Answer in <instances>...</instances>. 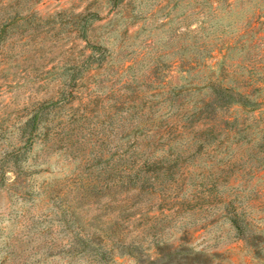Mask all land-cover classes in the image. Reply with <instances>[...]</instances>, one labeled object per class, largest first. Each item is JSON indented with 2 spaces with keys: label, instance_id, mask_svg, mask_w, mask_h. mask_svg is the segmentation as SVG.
<instances>
[{
  "label": "rangeland",
  "instance_id": "374dc122",
  "mask_svg": "<svg viewBox=\"0 0 264 264\" xmlns=\"http://www.w3.org/2000/svg\"><path fill=\"white\" fill-rule=\"evenodd\" d=\"M255 8L0 0V264H264V106L212 84Z\"/></svg>",
  "mask_w": 264,
  "mask_h": 264
},
{
  "label": "trees",
  "instance_id": "16d2710c",
  "mask_svg": "<svg viewBox=\"0 0 264 264\" xmlns=\"http://www.w3.org/2000/svg\"><path fill=\"white\" fill-rule=\"evenodd\" d=\"M222 1L227 7H230L232 6V2L234 0ZM246 46L247 58L244 64L242 65V68L245 72H248L249 74L244 80V87H248L249 89L246 88L247 90L241 92L236 91L234 88L231 87H225L218 81L212 83L213 85H217L215 93H217V95L219 96L218 98L222 99V103L218 105L219 108L229 109L230 105H236L240 103L241 108L246 113H248L250 111L255 110L257 106H264L263 93L262 95H258L255 99H248V97H250L253 92L264 91V89H261L262 87L264 88V75L260 77L259 84L261 85L262 82L261 86H259V84L256 85L254 84V82H252L254 73H256L262 66H264V10L261 8H255L251 12L249 18H247L246 22L244 23L243 29L236 35V38L234 40H231V38H229L228 40L220 41V44L217 46L218 48L216 52L218 51V53H222L226 52L227 50H231L235 47L245 48ZM228 91H233L234 93H232L231 95ZM214 103L217 104V101H215ZM257 111L259 112V116L254 118L264 129L263 110L262 108H260ZM217 117H221L222 122H231V118H229V116L227 118H224L222 114H218Z\"/></svg>",
  "mask_w": 264,
  "mask_h": 264
}]
</instances>
